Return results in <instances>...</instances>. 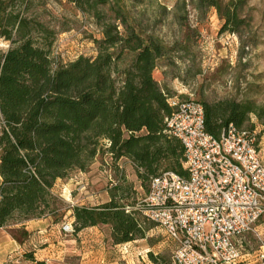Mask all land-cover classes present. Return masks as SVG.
Segmentation results:
<instances>
[{"label":"trees","instance_id":"1","mask_svg":"<svg viewBox=\"0 0 264 264\" xmlns=\"http://www.w3.org/2000/svg\"><path fill=\"white\" fill-rule=\"evenodd\" d=\"M34 0H0V228L14 240L27 238L24 224L72 220V235L97 228L108 248L146 239L155 226L135 209L152 178L173 172L186 178L184 150L164 120L171 115L169 91L154 79L169 55L163 42L138 30L124 0H70L100 31L96 55L56 61V32L29 14ZM245 0H195L215 9L221 32L238 34ZM204 130L217 138L229 125L243 130L254 116L264 126V104L224 99L200 102ZM128 161L143 194L124 177L94 207L70 206L53 193L72 171L85 173L101 156ZM148 184V185H146ZM34 261L32 253L23 255ZM152 264H171L148 253Z\"/></svg>","mask_w":264,"mask_h":264},{"label":"rangeland","instance_id":"2","mask_svg":"<svg viewBox=\"0 0 264 264\" xmlns=\"http://www.w3.org/2000/svg\"><path fill=\"white\" fill-rule=\"evenodd\" d=\"M228 1L224 0V5ZM124 2L138 30L160 39L170 50L168 57L159 61L153 76L171 97L209 103L232 99L264 104V0H245L240 12L245 23L238 34L221 32L223 21L219 13L213 8L197 9L195 0ZM29 14L56 32L57 62L68 63L80 55L95 57L92 40L101 37L100 31L91 19L74 9L70 0H34ZM8 47L7 42L0 41V52ZM243 130L255 131L264 160V126L251 116L249 127ZM119 177H124L136 191L132 196L145 192L128 161L114 165L104 155L85 173L72 171L65 180H58L53 193L70 206L94 207L109 200L107 190ZM65 223L70 227L66 232L72 234L71 225ZM98 232L102 237L94 231L77 235L82 243L72 254L73 264H152L148 253L173 264L175 245L157 226L146 239L114 248H108L105 241V246H100L98 240L105 237ZM239 242L242 257L249 255L250 260H258L257 264L264 263L260 259L264 256V216Z\"/></svg>","mask_w":264,"mask_h":264},{"label":"built area","instance_id":"3","mask_svg":"<svg viewBox=\"0 0 264 264\" xmlns=\"http://www.w3.org/2000/svg\"><path fill=\"white\" fill-rule=\"evenodd\" d=\"M169 106L166 131L183 147L187 177L152 178L135 209L174 243L173 264H238L239 240L264 216L257 134L229 125L215 138L204 130L200 102L172 98Z\"/></svg>","mask_w":264,"mask_h":264},{"label":"crops","instance_id":"4","mask_svg":"<svg viewBox=\"0 0 264 264\" xmlns=\"http://www.w3.org/2000/svg\"><path fill=\"white\" fill-rule=\"evenodd\" d=\"M71 223L72 220L68 219L69 226ZM66 225L67 223L51 225L46 220L28 221L24 224V230L28 236L23 242L14 240L7 232L2 231L0 233V264H73L72 254L77 252L78 245L82 242L64 231L63 228ZM84 231L90 233L94 231L102 237L97 228H88ZM98 242L100 246H105L103 238ZM26 253H32L34 261L24 259L23 255ZM246 261H248L246 264L258 262V260H250L249 255H245L239 264H244Z\"/></svg>","mask_w":264,"mask_h":264}]
</instances>
